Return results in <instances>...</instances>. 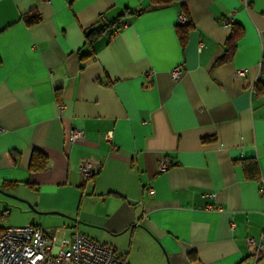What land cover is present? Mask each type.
<instances>
[{"label":"crops","instance_id":"obj_1","mask_svg":"<svg viewBox=\"0 0 264 264\" xmlns=\"http://www.w3.org/2000/svg\"><path fill=\"white\" fill-rule=\"evenodd\" d=\"M126 8L137 13L85 42ZM262 190L264 0H0L2 226L78 231L128 264H264L244 240L261 233Z\"/></svg>","mask_w":264,"mask_h":264},{"label":"built area","instance_id":"obj_2","mask_svg":"<svg viewBox=\"0 0 264 264\" xmlns=\"http://www.w3.org/2000/svg\"><path fill=\"white\" fill-rule=\"evenodd\" d=\"M187 16L181 12L178 23H187ZM180 65L172 70L177 79L181 73ZM237 76L244 75L243 69L236 71ZM59 108H63L59 104ZM108 137V136H107ZM81 129L73 128L69 132L70 142L82 140ZM166 162L160 163V169L166 168ZM95 165L88 160L80 163V172L89 179L95 172ZM264 194V190L261 192ZM1 219V217H0ZM245 244L252 254L258 255L264 246V224L259 237L247 236ZM0 264H128L118 250L108 244L86 236L78 231L70 235L61 234L58 228H41L29 224L25 226H2L0 222Z\"/></svg>","mask_w":264,"mask_h":264},{"label":"trees","instance_id":"obj_3","mask_svg":"<svg viewBox=\"0 0 264 264\" xmlns=\"http://www.w3.org/2000/svg\"><path fill=\"white\" fill-rule=\"evenodd\" d=\"M151 1L155 5H163V4H168L171 2H178L179 5L184 6V0H151ZM136 13L137 11L126 8L123 10L122 13H120L117 17H115L110 22L98 23L94 25L93 27L86 30V32L84 33L85 42L87 44H91L95 39H97L99 36L107 32L108 30H112V32H115L123 24V21L126 15H132ZM36 19H37L36 17H33L32 21H35ZM187 24L188 23H185L182 26H178V29H177L178 38L181 41V43H184V40L186 37V29H187L186 25ZM240 33H241V27H236V25L233 24L232 32L227 41L226 50L222 58H220L218 62H221V61H224L230 58L231 54L233 53L235 49L237 37ZM240 163L242 164L244 175L246 178L251 179V178L259 177V169H258V165L255 159L243 158L240 160ZM45 166H46L45 158L42 155L40 156V154L35 153L32 156V159L30 162V169L33 171L42 170L45 168Z\"/></svg>","mask_w":264,"mask_h":264},{"label":"water","instance_id":"obj_4","mask_svg":"<svg viewBox=\"0 0 264 264\" xmlns=\"http://www.w3.org/2000/svg\"><path fill=\"white\" fill-rule=\"evenodd\" d=\"M5 194L8 195V196H11V197L17 198V196H15V195H12V194H9V193H6V192H5ZM20 199H21V198H20ZM21 200L27 202L28 206H29L31 209H35V207H34V206H33L28 200H26V199H21Z\"/></svg>","mask_w":264,"mask_h":264},{"label":"rangeland","instance_id":"obj_5","mask_svg":"<svg viewBox=\"0 0 264 264\" xmlns=\"http://www.w3.org/2000/svg\"><path fill=\"white\" fill-rule=\"evenodd\" d=\"M14 226H15V225H14ZM59 230H60V232H61L60 235L63 234V233H65L63 230H61V229H59ZM65 234H66V233H65ZM66 235H68V234H66Z\"/></svg>","mask_w":264,"mask_h":264}]
</instances>
